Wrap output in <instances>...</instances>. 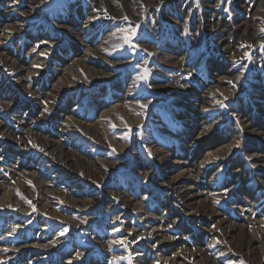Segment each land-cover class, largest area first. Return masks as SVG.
<instances>
[{
  "label": "rangeland",
  "instance_id": "rangeland-1",
  "mask_svg": "<svg viewBox=\"0 0 264 264\" xmlns=\"http://www.w3.org/2000/svg\"><path fill=\"white\" fill-rule=\"evenodd\" d=\"M262 45L264 0H0V264H264Z\"/></svg>",
  "mask_w": 264,
  "mask_h": 264
},
{
  "label": "bare ground",
  "instance_id": "bare-ground-1",
  "mask_svg": "<svg viewBox=\"0 0 264 264\" xmlns=\"http://www.w3.org/2000/svg\"><path fill=\"white\" fill-rule=\"evenodd\" d=\"M128 91V90H127ZM118 110V109H117ZM262 130V129H261ZM262 132V131H261ZM253 157H255V158H257L258 157V159H260L261 158V156L260 155H257V154H253ZM39 175H40V173H38ZM38 174L36 175V173L34 172V175L36 176V178L38 179V180H40V177H42L41 175L38 177ZM43 178V177H42ZM250 234V233H249ZM244 235V234H243ZM251 235H253V233L252 234H250L249 235V237H247V235H244L242 238H243V241L246 243V246H249V247H251L252 245H254V244H256L257 243V241L259 242V239L258 238H255V237H253V236H251ZM257 248V247H256ZM173 263V262H172Z\"/></svg>",
  "mask_w": 264,
  "mask_h": 264
},
{
  "label": "snow or ice",
  "instance_id": "snow-or-ice-1",
  "mask_svg": "<svg viewBox=\"0 0 264 264\" xmlns=\"http://www.w3.org/2000/svg\"><path fill=\"white\" fill-rule=\"evenodd\" d=\"M125 19H126V17H125ZM6 31H11V29L9 28V29H6ZM121 31H124L125 33H126V40H129L130 41V39H131V36L130 35H127V33H130L131 35H135V29H122ZM262 47H264V45H262ZM33 51H35V49H33ZM42 55H43V53H42ZM36 67H39V65H37ZM147 70L145 69V72H146ZM146 78V76H141L140 77V79H145ZM142 107H146V105H142ZM44 111L45 112H47V111H49V109L47 108V107H45V109H44ZM113 151H115V149L113 150ZM149 155H151V153H149ZM250 159V158H249ZM219 201H217V203H218ZM117 219L119 220L120 218L119 217H117ZM169 227H171V226H169ZM63 234V233H62ZM117 243H123V241H117ZM79 255V254H78Z\"/></svg>",
  "mask_w": 264,
  "mask_h": 264
}]
</instances>
